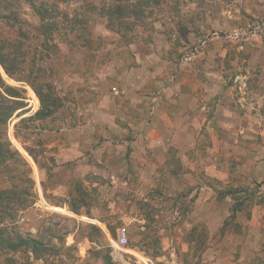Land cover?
<instances>
[{
	"label": "rangeland",
	"instance_id": "374dc122",
	"mask_svg": "<svg viewBox=\"0 0 264 264\" xmlns=\"http://www.w3.org/2000/svg\"><path fill=\"white\" fill-rule=\"evenodd\" d=\"M0 38L34 194L6 223L46 248L0 264H134L121 226L153 264H264V0H0Z\"/></svg>",
	"mask_w": 264,
	"mask_h": 264
},
{
	"label": "trees",
	"instance_id": "16d2710c",
	"mask_svg": "<svg viewBox=\"0 0 264 264\" xmlns=\"http://www.w3.org/2000/svg\"><path fill=\"white\" fill-rule=\"evenodd\" d=\"M7 1H9L11 4L15 2V0H7ZM113 8L115 7H105L101 10V13L111 19L112 14L115 11V9ZM119 9L123 10V6L117 5L116 10ZM3 19H5L6 22L8 23L12 22L13 24H15L17 22L15 12H11V11L5 17L1 16V21ZM2 39L3 38H0V63L4 65V68L10 77H15L13 72L10 71L6 66V60H7L6 56L12 51L10 50L7 52L4 50L5 44L2 43ZM26 75H28L27 79L31 78L30 74H26ZM0 84L4 85L7 95L16 98L21 97L20 95H18V90L8 86L7 84H4L1 78H0ZM8 91L13 94L8 93ZM7 95H5L3 91L0 90V125L6 123L7 119L11 116L14 110L23 106L22 100L19 99L15 100L8 98ZM11 159L18 160L19 162L23 163L25 166L27 165L26 161L19 154V152L11 147V144L6 137V131L3 130L0 131V162L4 163L5 161ZM22 173L23 175L17 179L19 181H22L23 183L26 182L28 183V185L26 184L22 185L25 187H21L17 191L22 196H19L14 192V188H16L15 187L16 185L14 184H12L9 189L6 188L5 190L4 189L0 190V251L3 253L6 252L14 253L22 250V251L32 252V254H34L35 257L39 258L38 253H40L42 250L43 251L46 250V248H44V246L40 244L39 241L33 236H31L29 233L24 234L19 229L17 230L12 229L9 226V224L6 223L7 217H10L12 215V211H11L12 207L5 204L6 201H10L11 199H13V197L18 196V200L20 201L19 205H21V207H24L32 201V197L34 196L33 192L31 191L33 182L31 179L29 167L26 166V170L22 171ZM12 178L13 176L10 175L9 179ZM25 202L27 204L22 206V204H24ZM38 246H41L43 249L42 250L37 249ZM108 264H112V263L108 260Z\"/></svg>",
	"mask_w": 264,
	"mask_h": 264
},
{
	"label": "built area",
	"instance_id": "2783aa9c",
	"mask_svg": "<svg viewBox=\"0 0 264 264\" xmlns=\"http://www.w3.org/2000/svg\"><path fill=\"white\" fill-rule=\"evenodd\" d=\"M110 246L115 250L117 256L123 257L127 251L132 252L134 255V264H153L148 258L144 257L138 252H133L126 248L127 246V230L125 226H121L117 230V236L114 239H110ZM248 264V263H239Z\"/></svg>",
	"mask_w": 264,
	"mask_h": 264
},
{
	"label": "crops",
	"instance_id": "0c3cea01",
	"mask_svg": "<svg viewBox=\"0 0 264 264\" xmlns=\"http://www.w3.org/2000/svg\"><path fill=\"white\" fill-rule=\"evenodd\" d=\"M170 99V98H169ZM175 100V99H174ZM189 101H191V99L189 100ZM194 101H196V100H194ZM175 102V101H174ZM191 104H193V100L190 102ZM167 104H171V102L170 101H168V103ZM181 105V104H180ZM172 108V107H171ZM171 110V109H170ZM170 110H166L165 111V115L163 114V116H161L160 114H158V118L154 121V123H156V124H163L164 125V128L166 127V126H169L170 127V131H173V128L174 129H182L181 128V125L183 124L182 123V121H181V119L180 120H178L177 121V123H176V121L175 122H172L171 121V116H174V115H176V116H179V114H174L173 112H171ZM157 111H159V113H160V110L159 109H157ZM174 111V110H173ZM182 111V110H181ZM180 111V112H181ZM175 112V111H174ZM169 116H170V118H169ZM176 116H175V118H176ZM180 116H181V113H180ZM180 116H179V118H180ZM161 117H163L162 119L164 120L162 123H159V121H160V118ZM169 121V122H168ZM150 122H153L152 121V119H151V121ZM163 138V137H162ZM168 139V138H167ZM167 139H165V140H167ZM172 142H174V140L172 139Z\"/></svg>",
	"mask_w": 264,
	"mask_h": 264
}]
</instances>
